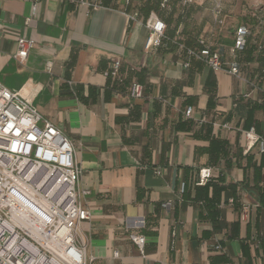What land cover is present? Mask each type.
<instances>
[{"label": "crops", "instance_id": "1", "mask_svg": "<svg viewBox=\"0 0 264 264\" xmlns=\"http://www.w3.org/2000/svg\"><path fill=\"white\" fill-rule=\"evenodd\" d=\"M184 1L157 12L170 40L149 53L155 11L147 15L139 0H0V83L29 93L73 142L80 186L91 191L92 219L82 230L92 264H264L255 191L264 185V155L245 153L244 136L254 126L264 137V45L252 30L247 43L262 50L240 54L241 78L197 59L184 68L178 45L195 48L208 35L212 0ZM223 35L217 48L228 59L233 44ZM21 38L34 44L23 64L14 58ZM114 59L122 62L118 79L106 76ZM133 84L143 86L142 99L132 98ZM204 168L213 177L197 186ZM240 204L250 209L246 222ZM132 235L146 237L143 254Z\"/></svg>", "mask_w": 264, "mask_h": 264}, {"label": "built area", "instance_id": "2", "mask_svg": "<svg viewBox=\"0 0 264 264\" xmlns=\"http://www.w3.org/2000/svg\"><path fill=\"white\" fill-rule=\"evenodd\" d=\"M171 2L162 0L161 9L171 12ZM192 3L193 0H185L183 5L189 7ZM99 6L100 3L93 5L94 8ZM223 12L221 0H213L208 35L199 37L195 48L178 45L181 54L188 58L182 65L189 68V60L197 59L216 73L227 72L241 78L239 56L245 51L252 31L246 26L237 28L227 59L217 48V37L225 26ZM146 26L149 36L145 51L157 53L170 40L168 26L155 12ZM18 46L14 58L23 64L34 44L21 38ZM121 66L120 59L112 60L106 76L118 79ZM143 91V86L133 84L132 98L142 99ZM30 98L29 93L9 90L0 83V264H92L94 258L88 255L82 230L83 224L92 219L86 205L91 191L80 186L83 170L75 160L73 142L43 118ZM192 112L193 109L188 108L186 116L190 117ZM223 127L232 129L228 124ZM244 136L245 153L257 148L259 154L264 155V137L257 133L256 127L244 131ZM155 173L162 175L161 170ZM212 177L213 168L201 169L196 185L204 186ZM228 204L234 206L236 202L229 200ZM249 214V207L240 204L243 222L248 221ZM131 240L143 254L146 237L132 235ZM215 250L224 253L220 245L215 246ZM114 257L120 256L115 253Z\"/></svg>", "mask_w": 264, "mask_h": 264}, {"label": "rangeland", "instance_id": "3", "mask_svg": "<svg viewBox=\"0 0 264 264\" xmlns=\"http://www.w3.org/2000/svg\"><path fill=\"white\" fill-rule=\"evenodd\" d=\"M172 1L176 4L179 0ZM211 2L213 8V0ZM221 4L224 10L223 17L225 20L223 36L231 37L226 42L228 43L226 44L227 46L233 44L232 38L235 35V31L242 25H246V27L257 33L259 35V41L261 42L260 44H262V46L264 45V0H221ZM165 13L167 14V12ZM204 18L210 19L211 23L212 14L209 16L206 15ZM244 18H248L251 22H243L242 19ZM257 18H259V21L256 20ZM253 20L257 22H254ZM223 36L221 38H223ZM37 180H35L34 183H36Z\"/></svg>", "mask_w": 264, "mask_h": 264}, {"label": "trees", "instance_id": "4", "mask_svg": "<svg viewBox=\"0 0 264 264\" xmlns=\"http://www.w3.org/2000/svg\"><path fill=\"white\" fill-rule=\"evenodd\" d=\"M111 0H102V4L104 5H107L109 4ZM143 3L142 5V10L147 14L149 15L151 12L155 11V12H159V10L161 9V1L160 0H139ZM162 10V9H161ZM257 21H259V18L256 19ZM242 21L244 22H248L251 20H249L248 18H244L242 19ZM254 22H257L255 20H253ZM244 26V25H242ZM246 26V25H245ZM241 27V26H240ZM250 29V28H249ZM252 31V29H250ZM169 34V32H167ZM170 35V34H169ZM234 44V42H233ZM246 47H251V54L250 56L253 55L254 51L258 49V47L256 49H253L252 45L250 42H248L245 46V49ZM256 193L258 194L259 196V200H260V205H261V213H264V185H262V187H259L256 188ZM186 192V188L184 187V193ZM215 213L216 215L218 216V210L215 209Z\"/></svg>", "mask_w": 264, "mask_h": 264}]
</instances>
